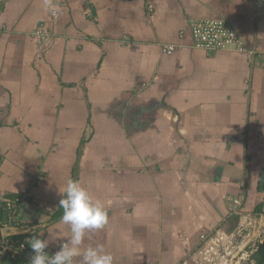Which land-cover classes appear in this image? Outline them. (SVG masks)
Returning a JSON list of instances; mask_svg holds the SVG:
<instances>
[{"label": "crops", "instance_id": "crops-1", "mask_svg": "<svg viewBox=\"0 0 264 264\" xmlns=\"http://www.w3.org/2000/svg\"><path fill=\"white\" fill-rule=\"evenodd\" d=\"M51 4L0 0V206L27 197L4 231L57 232L58 251L70 225L52 215L74 179L109 217L81 247L114 264H211L210 238L243 222L262 242L264 0ZM212 18L247 50L195 47L191 22Z\"/></svg>", "mask_w": 264, "mask_h": 264}, {"label": "clouds", "instance_id": "clouds-1", "mask_svg": "<svg viewBox=\"0 0 264 264\" xmlns=\"http://www.w3.org/2000/svg\"><path fill=\"white\" fill-rule=\"evenodd\" d=\"M45 4L52 15L58 14L59 9L51 4V0H45ZM59 191L62 194L59 206L63 209L61 223L70 225L71 235L60 243L59 250L53 255L46 249L62 236L51 230L48 238L34 235L28 241L34 253L31 264H114L113 255L103 245L81 247L86 236L107 225L108 208L104 202L95 198L79 180L69 179Z\"/></svg>", "mask_w": 264, "mask_h": 264}, {"label": "built area", "instance_id": "built-area-1", "mask_svg": "<svg viewBox=\"0 0 264 264\" xmlns=\"http://www.w3.org/2000/svg\"><path fill=\"white\" fill-rule=\"evenodd\" d=\"M56 16V15H55ZM191 34L193 37V45L197 48L205 50H235L246 51L239 35L235 29L222 18L194 20L190 24ZM174 44H163L161 50L164 53H171L175 50ZM234 203H239L238 199ZM27 205V197L25 194H18L15 198L4 200L6 216L0 221L2 232L0 233V264H31V258L34 255L28 239L21 234L5 232V226H14L21 224L22 206ZM18 208V210H17ZM10 210V211H9ZM223 239L221 236L210 238L206 252L213 251L216 242ZM228 246H226V249ZM225 249V250H226ZM46 251L53 255L57 250L47 248ZM213 253H215L213 251Z\"/></svg>", "mask_w": 264, "mask_h": 264}, {"label": "rangeland", "instance_id": "rangeland-1", "mask_svg": "<svg viewBox=\"0 0 264 264\" xmlns=\"http://www.w3.org/2000/svg\"><path fill=\"white\" fill-rule=\"evenodd\" d=\"M258 221H262L264 224L263 218H258ZM260 222L258 223L260 224ZM241 227L242 231H240V234L231 235L229 238L226 237L227 239L223 238L222 240H217L216 246L213 249L215 253H213V251H207V256L212 259L211 264H233L234 262L237 264L248 263V257L251 250L256 247L258 238L256 237L257 235L254 236L251 235L252 233H249V229L254 227L252 224L243 222ZM228 245L229 247L226 249Z\"/></svg>", "mask_w": 264, "mask_h": 264}, {"label": "trees", "instance_id": "trees-1", "mask_svg": "<svg viewBox=\"0 0 264 264\" xmlns=\"http://www.w3.org/2000/svg\"><path fill=\"white\" fill-rule=\"evenodd\" d=\"M16 196H18V194L17 195H11L10 198H15ZM3 207H4V204H2V206H0V220H3V218H5V216H6L7 210L5 208L3 209ZM17 210H18V208H17ZM254 210L257 213H264V202L257 204L255 206ZM62 215H63V209L59 206L57 208V210L54 211L52 216L56 219V218L62 217ZM34 235L40 236L36 232L31 233V234H26V235L24 234L22 236L27 238L29 241ZM40 238H42V237L40 236ZM29 246H30V244H29ZM247 264H264V238H263L262 242H260V243L257 242L256 247L253 250H251V253L248 257V263Z\"/></svg>", "mask_w": 264, "mask_h": 264}]
</instances>
